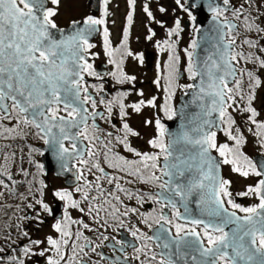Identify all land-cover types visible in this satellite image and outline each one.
<instances>
[{"label":"snow or ice","instance_id":"snow-or-ice-1","mask_svg":"<svg viewBox=\"0 0 264 264\" xmlns=\"http://www.w3.org/2000/svg\"><path fill=\"white\" fill-rule=\"evenodd\" d=\"M50 3L59 5L60 0H50ZM108 3L109 0H104L102 16L108 15ZM127 4L129 9H134L136 0H127ZM175 4L187 13L193 23L196 21L193 10L203 11L206 8L211 13L209 32L215 37V52L202 65H198L193 51L189 50H195L198 46L197 40L192 39L184 50L187 57L186 71L192 81H196L199 76L200 83L180 85L183 89L195 90L194 101H203L200 105L201 114L197 117L201 122L193 129L197 133L196 137L185 131L178 136L169 135L166 140L165 126L160 119H156L155 135L147 141L152 149L158 150L156 152H142L134 148L129 138L138 137L139 133L124 122L123 135L116 136L114 140L115 144L123 146L125 152L137 158L131 160L113 150V133L104 132L95 123L96 116L101 119L105 117L96 111L97 101L84 84V74L97 75L85 55L95 47L89 43L88 36L97 30L96 26L104 25L105 20L87 16L82 21H73V33L57 39L51 31L57 28L52 19L57 12L47 7L45 0H0V138L23 139L29 133L37 136L49 146L63 170H69V160L75 161L72 168L76 169L75 180L80 182L74 191L65 188L52 193L64 202L63 219L53 225L59 238L49 235L43 240L30 239L29 244L22 248L25 256L36 254L45 257L46 253H52L46 256L47 264H101V261L105 264H132V261L136 264H187L189 260L191 264H264V159L254 162L240 151L244 137L238 128L233 134L234 120L228 111L241 107L237 97L246 100L243 111L249 114V122L256 127L253 134L260 138L261 146L264 147V122L257 120L258 113L252 106L255 89L260 87L261 80L253 69L239 70L242 77L248 78L245 95L242 81L235 79L238 71L235 65L241 60L264 69V56L256 54L264 53V43L261 42L264 38V12L261 11L264 9V0H243L239 6L232 4L231 0H222V6L217 0H184L183 3L182 0H175ZM158 10L161 13L167 11L163 6ZM143 12L149 19H155L148 4L143 6ZM226 12H231L235 19L242 18L247 32L256 33L254 39L245 38L242 41L252 50L247 54L236 50L237 39L233 32L237 26L227 19ZM132 20L133 11L130 10L127 14L128 25H131ZM156 22L164 26L162 21ZM181 31V21L177 18L174 27L167 30V36L178 37ZM194 31L200 32V28L196 27ZM148 32L150 34L146 38L151 40L155 33L151 28ZM103 35L105 52L112 58L120 49L111 48L106 27ZM127 39L128 28L125 27L121 47L127 56H132L133 53L127 51ZM156 47L161 51L167 49L169 53L168 61L163 65L167 74L158 75L154 81L157 87L161 86V80L164 81L165 103L158 105L156 97H152L127 107L137 113L144 106L159 108L168 120H172L177 112L170 101L180 75L176 67L180 57L174 55L176 42L170 39L157 41ZM109 63L116 65V71L111 75L117 82L136 79L124 73L121 68L123 60L110 59ZM157 68H161L159 63ZM230 78L233 87H229ZM138 94L144 95L143 92ZM113 104L119 105L122 119L128 115L126 105L117 97L108 102V118L112 116ZM86 105H90L92 111ZM214 113L218 114L219 123L224 125L222 130L229 140L234 141V146L217 143V132L212 130L217 127V121L209 119ZM90 118L93 119L91 125L88 123ZM145 123L150 124L151 121ZM100 134L107 139H103ZM65 141L70 142V148L65 147ZM181 145L193 146L194 153L186 155V147ZM5 147L10 148L11 145ZM212 150L219 154L223 164L232 165L233 172L246 178H258L246 191L237 193L239 196H252L257 202L243 206L232 199V193L228 190L230 181L219 176V163L210 155ZM31 151L43 155L38 149ZM15 156V152L11 157L6 152L0 155L5 162L0 164V186L9 190V195L14 192L6 180L16 181L7 162ZM161 158L163 165L159 163ZM29 163L37 169L42 168L40 163L33 160H29ZM106 168L119 175L111 174ZM20 171L24 176L29 175L26 169L21 168ZM193 172L195 175H192ZM89 176L94 179L90 180ZM125 177H132L141 184H153L160 191L133 192L121 184ZM181 178H184L183 181ZM133 180H127L126 183L131 184ZM40 184L43 186L42 181ZM105 184L113 187L106 188ZM74 193H80L81 198L75 199ZM117 193H123L128 199L151 200L160 206L158 216L148 213L141 221L150 230L156 226L151 235L139 228L129 229L138 244L115 237L110 239L100 231L106 230V227H123L121 217L137 212L136 208L127 205L121 212L118 205H123V200ZM40 195L43 196L42 191ZM193 195L198 197L195 200L198 214H194L189 207V197ZM35 204L48 215H53L52 209L42 199H36ZM28 207L33 205L29 204ZM69 208L86 214L98 227H92L84 219H72ZM165 208L171 209V216L164 212ZM109 218L116 223L109 224ZM36 219H39V213ZM71 225L79 227L73 232ZM81 228L98 233L100 243L85 235L80 231ZM24 235L28 234L25 232ZM81 240L84 242L81 243ZM105 241L109 243L105 244ZM45 243L47 247L32 253L31 245L39 247ZM153 245L159 251L154 250ZM103 247H109L113 253L119 252L121 255L106 256L98 251ZM129 247L134 253L131 257L125 251ZM93 255L98 259L94 260ZM11 259L15 261L17 257ZM18 264H24L23 260H19Z\"/></svg>","mask_w":264,"mask_h":264},{"label":"rangeland","instance_id":"rangeland-1","mask_svg":"<svg viewBox=\"0 0 264 264\" xmlns=\"http://www.w3.org/2000/svg\"><path fill=\"white\" fill-rule=\"evenodd\" d=\"M47 1H48L47 7L54 8L57 12V14L52 19L59 28L66 27L70 22L82 20L87 16H90L91 14L89 10V0H60L59 5H52L50 3V0ZM183 2L184 0H182V3ZM242 2L243 0H231V3H233L236 6H239V4H241ZM145 4L149 5L150 10L152 11L155 17L154 20L149 19L146 13L143 12V6ZM161 6L167 9L165 13L159 12L158 9ZM173 9H175V12H173ZM104 10H105V4H104V0H102V6L100 8V11L94 18H103L105 20V24L100 26L102 27V30H104L105 27L108 29V40L110 39L109 43L111 48L114 50L119 48L120 51L116 53L115 56L112 58H110L106 54V52L104 56V35L102 31L100 37L98 38V43L101 46L99 50L98 48L93 49V53H94L93 64L95 65L98 61H103L109 67V73L107 76L109 75L111 76V73L116 71V65L114 63H109V60L110 59H115L117 61L123 60L121 68L124 71V73L129 74L131 76H135L136 83L143 82L140 84L138 88H134V89L131 88L132 90L122 93L123 94L122 101L126 105L125 111L128 113V115L122 119L119 113H117L115 117L116 119L120 118L119 119L120 121L127 122L133 130L139 133L138 137H133L132 139V143L138 146L139 150L148 149L150 151L149 148L150 146L148 145L147 141L154 137L156 131L155 130L156 117L154 114L155 107L144 106L141 108V111L137 113L133 111L131 107H127V106L132 105L134 103H138L140 100L151 99L152 97H156L157 100V96L152 91L151 86L152 88H154V91H156V93H160V95H162L161 98L159 97V101L162 104L165 103V93L163 91L162 83L160 87H157V85L154 83L158 75L163 76L167 74L163 65L168 61L169 53L167 49L161 51L159 48L156 47L157 41L163 42L165 39H170L171 41L176 42V49L174 55L180 57V62L176 67L178 71L179 70L184 71L181 79L176 81L174 95L172 96V99L170 101L173 105L177 103L178 96L183 92V88H181L180 85H184L186 81L190 80L188 76H186L187 73L185 72V69L187 67V57L184 50L188 48L189 43L192 41V39H194L196 32L194 31V28L196 27L193 26L187 13L183 12L175 4V0H136L134 9H129L127 0H109V3L107 5V12H108L107 16H102ZM130 10L133 11V20L131 25H128L127 14ZM261 11L263 12V10ZM225 16L227 18H231L232 14L227 12L225 13ZM177 18H179L181 21L182 31L180 32L178 37L173 36L169 38L167 36V30L171 27H174V21ZM186 19H188L190 23L188 29L184 28V21ZM156 21H162L164 26L162 27ZM243 24H238V29L236 30V32L233 33V35H235L237 39L238 49H241L240 48L241 46L238 43H242V41L244 40L242 36L245 35L246 38H253V39L256 37L254 35V32H247ZM125 27L128 28L127 51H131L133 53L132 56H127L125 54V49L120 46L121 44L119 45V43H122L123 41V30ZM149 28H151L155 33V35L151 40H148L146 38L150 34L148 32ZM244 32L246 33L244 34ZM263 40L264 38H262V41ZM246 46L247 45H245L244 47ZM149 49L153 50L155 56L152 57V60L147 62L148 64L145 66L144 57L147 50L149 51ZM189 50L193 51L192 49ZM256 54L258 55L261 54L263 56L262 53H256ZM138 57H142V59ZM158 63L161 65L160 69L157 68ZM249 64L244 65V63H242L239 66V69H241L244 66H251ZM147 81H151L153 85L149 86ZM140 92H143L144 95L143 96L139 95L138 93ZM256 92L258 94L255 95L253 101V107L258 113L257 120L264 122V107H263L264 101L260 97L261 87L256 88ZM237 103L241 106L240 108L242 109L244 106H246V100H241L239 99V97H237ZM239 109H237L236 111H233L232 109L229 110L233 111V115L235 117L234 124L232 125L233 134H236L235 130L238 128L240 130V134H242L244 137V143L240 146V151L248 158H251L256 152L259 154L260 153L264 154V147L261 146L260 138L253 134L256 131V127L249 122L248 120L249 114ZM146 121H151V123L147 124L145 123ZM222 126L224 127V125ZM249 129H252V131H249ZM25 138L28 140L26 142L33 143L34 146H37V144L42 143L41 139H39L37 136L31 133H29ZM217 143L218 144L226 143L228 145L234 146V141L229 140L227 136L224 134L223 130L217 133ZM24 147L28 149L27 150L28 152L30 147H28L27 144H24ZM212 151L215 154L217 153L215 150ZM2 153H4V151H0V155H2ZM28 153L32 154V157H34L33 161L35 162L37 161V157L38 158L40 157L37 154H35V152L29 151ZM28 163L29 160H27L26 163H23L21 161V163L15 165L20 164L21 166L25 164L26 166L29 165ZM20 166H17V169H14L15 173L18 172L20 174ZM231 169H232L231 165L223 164L222 166L223 178L230 181L228 190L232 193V199L236 203H239L243 206H248L257 202L255 198L252 196L245 197V196L237 195V193L246 191L249 185L254 184L256 182L257 177L249 176L246 178L239 175L238 173L233 172ZM20 177L21 178H19V180H23L24 178L23 175ZM51 187L54 191L64 188L62 182L60 183L55 179L52 181ZM9 188L13 190L14 194L21 193L23 191V189H20V185L14 183L9 184ZM12 195H9V190L6 189L5 192L3 193V199H0V228L6 229L8 228V226H10L11 223L15 221L14 219H10V217L6 218V214L9 211L8 208L9 202H11L10 200L13 199ZM43 232L44 233L49 232L50 234H52V232H50L47 229L46 230L43 229ZM45 237L46 236H44V238ZM3 238L4 237H2V239ZM2 257L4 258V256Z\"/></svg>","mask_w":264,"mask_h":264},{"label":"flooded vegetation","instance_id":"flooded-vegetation-1","mask_svg":"<svg viewBox=\"0 0 264 264\" xmlns=\"http://www.w3.org/2000/svg\"><path fill=\"white\" fill-rule=\"evenodd\" d=\"M47 4H48V1H47ZM101 6H102V3H101ZM98 12L96 14H94L93 17H95L98 14ZM102 31H103L102 27L99 26L98 35L94 39H92V42H91V44L95 45V47L91 48L89 50V52L86 54L88 57V63H90L92 65L93 71L96 72L97 75L91 76V75L86 74L88 77V80L86 82H84V84L86 87H88L89 93L92 95V97L97 101L96 111H102L103 116L105 117L104 119H101V117L97 118L95 120V123L101 129H103L104 132H112L113 133V144H114L113 150L115 152H119L121 155L127 157L128 159L135 160L137 158L133 154L125 152L123 150V146L115 144L114 138L116 136H122L123 135L122 125L124 122L120 121L119 120L120 118L116 119V117H115V115H117V113H119V105L118 104L112 105L113 113H112V116L110 118H108V113L106 111V108H107L109 101H112V99L114 100L117 97H120L121 99H123L122 93L129 91V90H132L134 88H138L140 86V84L143 82L136 83L135 82L136 80H134L131 82L124 81L122 83H119V82H117V80L112 75L107 76L109 73V67H108V65H106V63H104L103 61H98L95 65L93 64V61H94L93 49L98 48V50H99L101 45L98 43V38L100 37ZM109 42H110V39H109ZM262 43H264V41ZM235 47H236L237 51L242 52V50H243L242 46L240 47L241 49H238L237 44ZM101 51H103V50H101ZM147 52H151L152 57L155 56L153 50L149 49V51L147 50ZM259 55H261V54H259ZM104 56H105V45H104ZM263 56H264V54H263ZM144 63H145V66L148 64L147 62H145V60H144ZM242 63H244V65L249 64L243 60H241L239 63L236 64L238 71H237V77L235 79H239L242 81L243 92L246 95L247 91H248V78H247V76L242 77L240 75L239 70L244 69V68L255 70L257 72V75L259 76V78L261 80L260 97L264 101V69L256 68L252 63L249 64L251 66H244L241 69H239V66ZM100 65L105 66V68H104L106 71L105 74H99L97 72V69L99 68ZM185 72L187 73L186 69H185ZM179 73L182 74L181 75V77H182L184 71L179 70ZM126 75H129V74H126ZM186 76H188V73ZM181 77H179L178 80H180ZM147 83L149 86L153 85L151 81H147ZM161 83H162V86H164L163 80H161ZM189 83H190V81H189ZM185 84H188V81H186ZM229 87H233V83L230 84ZM107 88H109V90H110L109 93H106ZM151 89L154 92V94H156V96H157V100H156L157 104L163 105L159 101V97L161 98L162 95H160V93H156V91H154V88H152V86H151ZM101 94H106V95L101 96ZM256 94H258V93L256 92V89H255V95ZM101 100H103L104 103H100ZM253 101H252V106H253ZM86 106L89 108V111H92L90 105H86ZM263 107H264V104H263ZM154 109H155L154 110L155 117H156V119H159L157 116V110L159 108H154ZM239 110H243V109L240 108ZM228 111L234 120L235 117L233 115V111H230V110H228ZM61 114H63V113H61ZM164 120H166V119H161V123H163ZM88 123L91 125L93 123V119H90L88 121ZM113 125H114V127H113ZM222 128H223V126H222ZM100 135L102 136L103 139H107V137H104L103 134H100ZM132 139H133V137L129 138L131 145L134 148L139 150V147L132 143ZM24 142H26V141L24 140ZM43 143L44 142L42 141V143H39L36 146V149H38L40 152H43V151L39 148V145H43ZM66 146L70 148V143H66ZM229 146L231 147V145H229ZM21 149H22V151L18 150L15 152L16 156L13 158V161L21 160L23 163H26L27 160H33L34 159V157H32V154L28 153L29 151L31 152V149H29L28 152H27L28 149L25 147H22ZM152 150L153 149H150V151H149L148 149H145V150H140V151H142V152H153ZM32 152H35V154L40 156L39 158L37 157L36 162L40 163L42 165L41 169H37L33 164H30V163H28L29 165H26V166H25V164H23L21 166H20V164L19 165H15V164L12 165V163L9 165V167L12 168L11 170L13 172V179H14V181H16V183H14V184L20 185V189H23V191L21 193H16V194L12 195L13 199L10 200L11 202H9V206H8L9 211L6 214V218L10 217V219H14L15 221L13 223H11L10 226H8V228H6V229L0 228V249H2V251H0V264H18L19 260H23L24 264H47L46 256L51 255L52 253H46L45 257H41V256L36 255V254H29L28 256H25L23 251H22V248L29 244L30 239L31 240H37V239L43 240L44 236L47 237L49 235H52L54 238H59V234L55 232L53 225L56 223L57 220L63 219L64 202L58 200L57 198H55L52 195V193L54 191L51 187L52 181L55 179V180L59 181L60 183L62 182L63 187H64L63 189L66 188L69 191H74L77 184L80 183V182H77L75 180V183L72 185L66 184L67 180H69V181L73 180L72 175L57 176L53 173L46 174L45 170L43 169V164L41 161L42 155L39 154V152H37V151H32ZM257 154H259V153L256 152L250 159H252L254 161V156ZM216 155L220 159V164H221V169H222V166H223V163L221 162L222 158L219 156L218 153H216ZM259 155L264 156V154H262V153H260ZM74 163H75V161L73 162V164ZM159 163L161 164L160 161H159ZM17 166H20V169L21 168L26 169L29 172V175L24 176L21 171H20V174L18 172L15 173L14 169H17ZM102 166L106 167L103 164H102ZM73 169H74V172L76 174V169L75 168H73ZM106 171L110 172L111 174L119 175V173H113V171L111 169L106 168ZM157 174H159V173H157ZM22 175L24 177L23 180H19V178H21L20 176H22ZM222 178H223V173H222ZM89 179L91 180L94 178L92 176H89ZM257 179L258 178H256V180ZM127 180H133V178L132 177H125L124 180L121 181V184L123 185V187L130 189L133 192L139 191V192H143V193H156V191L160 190L157 186H155L153 184H141L137 180H133V182L131 184H129V183H126ZM41 181L43 182V186H41V184H40ZM7 183L12 184L13 182L7 181ZM104 186L106 188L113 187V186L107 185V184H105ZM41 191L43 192V196L40 195ZM117 194L120 195L121 199L123 200V205H118V207H120L121 212H123L125 210L124 205H127L130 208H136L137 212L135 214L129 213V215L126 217H123V216L121 217V219L124 221L123 227H118V228L106 227V230L100 229V231H103L104 235H108L110 237V239H111V237H115L118 240L119 239H126L129 242L138 244V242H136L134 240V238L131 236L129 229L133 228V227L139 228L142 232L150 235L151 230L148 228L147 225L143 224L141 221L143 219V216L145 214H148V213H153L154 215L158 216L160 214V206L151 200L145 199L143 201H138L135 198L128 199L127 196H125L123 193H117ZM74 198L79 200L81 198V194L80 193H74ZM36 199H42L44 201V203H47L49 205L50 209H52L53 215H51V216L48 215V213L43 211V209L39 205H36L35 204ZM238 200H240V199H238ZM29 204H32L33 207H28ZM58 205H60V207H59V212L57 213V212H55V210L58 208L57 207ZM68 211H69V214L72 217V219H74V220L84 219L92 227H98L97 225L93 224L91 219L86 214L80 213L77 209L69 208ZM37 213H39V219H36ZM54 215H55V217H54ZM168 215L171 216V209L170 208L168 209ZM115 223H116L115 221H112L109 218V224H115ZM78 227H79L78 225H71L70 226V228L73 232H75ZM153 227H155V225ZM43 229L49 230L50 232H52V234H50L49 232L44 233ZM80 231H83L85 235L95 239L96 243H100V239L97 238L99 235L98 233L88 232L87 230H84L82 228L80 229ZM25 232L28 234L27 236L24 235ZM2 237H4V238L2 239ZM80 242L83 243L84 241L81 240ZM104 243L108 244L109 242L105 241ZM112 243H114V241H112ZM31 247H32V253H38L41 248L47 247V244L46 243L42 244L39 247H37L35 245H31ZM153 248H154V245H153ZM154 250H156V249L154 248ZM98 251H102L106 256H109V257L114 256V255H121V253H119V252L113 253V251L109 247L100 248V249H98ZM125 251L129 257L134 255L133 250L130 247L126 248ZM2 252H4V253H2ZM69 254H70V249H69ZM2 256H4V258ZM12 257H17V260H15V261L12 260L11 259ZM93 259L95 260L98 258L95 255H93ZM101 264H105V262L101 261ZM132 264H136V262L132 261Z\"/></svg>","mask_w":264,"mask_h":264},{"label":"water","instance_id":"water-1","mask_svg":"<svg viewBox=\"0 0 264 264\" xmlns=\"http://www.w3.org/2000/svg\"><path fill=\"white\" fill-rule=\"evenodd\" d=\"M46 6H47V0H45ZM217 3L221 4L222 6V0H217ZM101 5V0H89V10L91 13L94 15L97 13L100 9ZM194 14L196 15V21L193 23V26L200 28V32L195 33V39L197 40V48L193 50V57L194 60L197 62L198 65H202V63L211 55L214 54L215 48H214V43H215V37H212L209 29L212 25L211 21V13L207 11L205 8L203 11L200 10H193ZM232 24L236 25L238 27V24L235 20L233 19H228ZM82 21V20H79ZM78 26H83V25H78ZM96 31H93L90 36H88L89 43L92 42V39H94L98 35V26ZM184 27L185 29H188L189 27V20L184 21ZM236 27V29H237ZM236 29L234 31H236ZM62 30V31H61ZM54 35L56 36L57 39L61 38V36H68L71 35L74 31V26H73V21L68 24L66 27H57L56 29L51 30ZM227 31V30H225ZM86 55V54H85ZM86 59L88 61V57L86 55ZM145 62H149L152 60V53L151 52H146L145 57H144ZM236 67V65H235ZM105 66L100 65L99 68L97 69V72L99 74H105ZM237 68V67H236ZM181 73L179 77H181ZM237 76V74H236ZM235 76V78H236ZM88 78L84 75V82H86ZM191 83H196L199 85L200 83V77L198 76L196 78V81H192ZM232 83L231 78L229 79V85ZM109 88H107L106 93H109ZM195 90L193 89H185L178 97V102L176 103L175 110L177 112V115L172 119V120H165L164 125L166 129V140L169 135L172 136H178L182 134L183 132L187 131L190 136L196 137L197 133L193 130L196 128V126L201 122L199 119H197L198 116L201 114V103L203 101H194L193 95H194ZM106 94H101V96H105ZM207 99V97H205ZM87 107V106H86ZM98 113H102V111H97ZM100 116H96L95 120L99 118ZM92 119V118H90ZM89 119V120H90ZM209 119H213L217 121V127L213 128V131L220 132L222 129V124L219 123L218 120V114L214 113L212 117H209ZM66 143H70L69 141H65V147ZM186 147V155L190 153H194L195 149L191 145L183 146ZM39 148L43 151V155L41 157V161L43 164V169L45 170L46 174L53 173L57 176H66V175H72L73 180L66 181V184L72 185L75 183V172L74 169L72 168V164L74 160H69L68 161V166L69 170L65 171L60 167V162L56 159V157L53 155V152L50 150L48 145H39ZM210 155L219 163V176L222 177V169H221V164H220V159L217 155H215L212 151L210 152ZM264 159L263 155H255L254 156V161H259ZM164 161L163 159L161 160V165H163ZM188 174L186 173V176ZM192 175H195V172L192 173ZM164 179H167L165 177ZM184 178H181L183 181ZM160 191V190H158ZM156 191V192H158ZM198 197L193 195L189 197V207L193 209L194 214H198V209L195 204V200ZM58 208L55 210V212H59V207L60 205L57 206ZM168 209L165 208L164 212L168 214ZM231 210V209H230ZM181 211L183 209L181 208ZM55 217V215H54ZM183 223V221H179ZM156 227V226H155ZM153 227V230L154 228ZM150 231V235L152 234V231ZM227 230V229H226ZM156 251H159L156 249ZM181 264H184V262H181ZM187 264H191V261H187Z\"/></svg>","mask_w":264,"mask_h":264},{"label":"trees","instance_id":"trees-1","mask_svg":"<svg viewBox=\"0 0 264 264\" xmlns=\"http://www.w3.org/2000/svg\"><path fill=\"white\" fill-rule=\"evenodd\" d=\"M233 4V3H232ZM261 10H263V12H264V9H261ZM227 13V12H226ZM229 13H231V12H229ZM231 18H233V16L231 17ZM233 19H235V18H233ZM237 22H239L238 24H243L244 23V20L241 18V19H235ZM190 25V24H189ZM244 25V24H243ZM262 27H264V25H262ZM246 32H244V34H245ZM254 35L256 36V33H254ZM242 38L243 39H245L246 38V36L244 35V36H242ZM264 41V40H263ZM262 41V42H263ZM121 43H119V45H120ZM240 46H242V52H244L245 54H247V52H249L250 51V49H248L247 48V46L246 47H244L245 45L243 44V43H238ZM121 46V45H120ZM262 54H264V53H262ZM188 84H189V82H188ZM171 105L173 106V108H174V105L171 103ZM157 116H158V118L161 120V119H167L165 116H164V113L162 112V111H160L159 109L157 110ZM24 140L25 141H28L25 137L23 138V139H16V140H5V139H3V138H0V151H4V152H7L8 153V155L11 157V154L13 153V152H16V151H18V150H22L21 148L22 147H24V144H27L28 145V147H30L29 149H36V146H34L33 145V143H30V142H24ZM11 145V147L9 148V147H5L6 145ZM150 149H152L151 147H149ZM153 152L154 151H158V150H156V149H153L152 150ZM31 154V153H30ZM2 163H5L4 161H3V159L2 158H0V164H2ZM12 163V165H14V164H18V163H21V160H18V161H13V158H10V160L7 162V167L9 168V170L10 171H12L11 169V167H9V165ZM11 165V166H12ZM13 173V172H12ZM7 182V181H6ZM5 190L6 189H4L2 186H0V193H4L5 192ZM0 199H3V195H0Z\"/></svg>","mask_w":264,"mask_h":264}]
</instances>
